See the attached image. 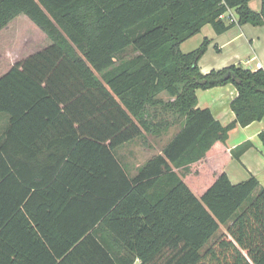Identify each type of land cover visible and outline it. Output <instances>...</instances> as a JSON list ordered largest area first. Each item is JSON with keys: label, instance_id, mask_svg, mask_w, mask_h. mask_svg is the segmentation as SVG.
<instances>
[{"label": "trees", "instance_id": "obj_1", "mask_svg": "<svg viewBox=\"0 0 264 264\" xmlns=\"http://www.w3.org/2000/svg\"><path fill=\"white\" fill-rule=\"evenodd\" d=\"M249 2L0 0V31L25 15L50 41L0 76V264H264V187L226 172L249 145L230 130L264 118V67L204 74L210 40L180 49L206 24L263 25ZM229 83L223 125L197 90ZM175 125L131 175L116 149Z\"/></svg>", "mask_w": 264, "mask_h": 264}, {"label": "crops", "instance_id": "obj_2", "mask_svg": "<svg viewBox=\"0 0 264 264\" xmlns=\"http://www.w3.org/2000/svg\"><path fill=\"white\" fill-rule=\"evenodd\" d=\"M249 5L253 10L259 11L262 7V0H250ZM9 27L10 25L2 31L7 30ZM205 39L210 40V43L206 53L198 63L201 72L204 74L232 64H241L252 70L264 67V24H235L220 34L215 31L211 24H206L198 34L184 41L180 45V49L182 52L188 53L198 48ZM162 95L163 93L160 97ZM237 95L238 90L231 83L209 89H198L197 107L209 108L217 120L223 125H228L236 118L231 109V102ZM168 100H172V98L169 97L165 101ZM4 119L6 120V118ZM178 127L180 128L179 125ZM172 128L174 126H171L160 136L166 137L162 147H158L155 142L150 141L148 138V141L139 138L144 140V146L142 147L143 151L147 153L144 160L137 162L136 157L134 161L137 163L129 164L127 160L121 161L119 159L131 175H135L152 155L160 153L169 140L179 131L178 129L177 132L171 133ZM262 133L264 134V118L245 127L238 125L230 130L227 139L230 151H235L242 145L249 144L239 157H233L232 161L226 166V172L233 184L241 183L251 176H255L260 183V187H264V141ZM148 137L154 139L156 136L148 135ZM139 163L142 164L139 165Z\"/></svg>", "mask_w": 264, "mask_h": 264}, {"label": "rangeland", "instance_id": "obj_3", "mask_svg": "<svg viewBox=\"0 0 264 264\" xmlns=\"http://www.w3.org/2000/svg\"><path fill=\"white\" fill-rule=\"evenodd\" d=\"M50 43L49 39L42 33L36 25L25 15L18 16L12 21L7 30L0 31V76L9 70L17 62L23 60L33 52L47 46ZM127 52L125 55H128ZM163 100H167L169 96L163 93L161 96ZM7 121L0 118V134L6 127ZM178 126H174L170 132H177ZM162 147L165 143L166 137L149 138ZM144 140L135 139L127 144H124L116 149V154L121 161L127 160L129 164H133L137 157V162L144 160L147 153L143 151ZM135 158V159H134ZM135 162V164L137 163ZM142 163H139L141 165ZM136 170V168H135ZM225 231V226L221 227L217 236ZM216 239V237L214 238Z\"/></svg>", "mask_w": 264, "mask_h": 264}, {"label": "built area", "instance_id": "obj_4", "mask_svg": "<svg viewBox=\"0 0 264 264\" xmlns=\"http://www.w3.org/2000/svg\"><path fill=\"white\" fill-rule=\"evenodd\" d=\"M220 18L227 19L230 22H235L236 21L235 12L232 9H229L228 12L222 14Z\"/></svg>", "mask_w": 264, "mask_h": 264}]
</instances>
